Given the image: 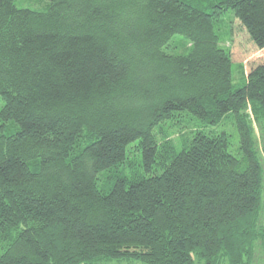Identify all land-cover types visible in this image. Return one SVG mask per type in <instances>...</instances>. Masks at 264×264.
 <instances>
[{
  "label": "trees",
  "instance_id": "16d2710c",
  "mask_svg": "<svg viewBox=\"0 0 264 264\" xmlns=\"http://www.w3.org/2000/svg\"><path fill=\"white\" fill-rule=\"evenodd\" d=\"M46 1L0 0V121L16 127L0 135V264H250L264 236V0ZM177 36L189 54L168 51ZM227 117L239 155L205 130Z\"/></svg>",
  "mask_w": 264,
  "mask_h": 264
},
{
  "label": "rangeland",
  "instance_id": "374dc122",
  "mask_svg": "<svg viewBox=\"0 0 264 264\" xmlns=\"http://www.w3.org/2000/svg\"><path fill=\"white\" fill-rule=\"evenodd\" d=\"M16 5L19 7H23V8H29L31 10H35V11H44L46 6L48 5V1L46 0H16ZM233 19V14H227L225 16L224 19V24L223 26H217V30L219 31V34L221 36V46L224 49H228V47L230 46V41L231 38L228 35V32H224L225 28L224 27H229L231 26V20ZM227 22V23H226ZM224 28V30L222 31V29ZM228 29V30H229ZM184 45V37L183 36H177L175 38V41L173 43V47L171 49H169L168 51L173 54V55H187L189 54L190 50H186L184 48H182L181 46ZM189 46V45H188ZM243 76H242V73ZM244 64L243 63H237L235 62L233 64V84L234 87L237 88L241 85H243L246 81V79L244 78ZM4 101L2 100L1 96H0V110L4 107ZM249 114L251 116V121L254 124L255 130H256V135L259 141V146L260 149L262 148V144L260 142V131L261 128L258 127L256 125V123L254 122L253 119V114L252 111L249 110ZM191 117V116H190ZM1 121H0V135L1 134H5V135H10L13 134L14 132H16V127L13 126L12 123H9V128L6 130V127H1ZM173 126L171 123L167 122L166 124L162 125V128L164 129V131H170V127ZM185 127V126H184ZM264 127V125H263ZM262 127V128H263ZM188 129V128H186ZM205 130H207V132H226L228 133V135H230V141H231V152L234 155H239L241 152V139L239 136V132L237 129V124L236 121L234 120L233 117H227L226 119H224L218 126H208L205 128ZM180 136V134H174L173 138L174 139H178ZM178 144V148L179 150L182 149V145L181 143H177ZM136 145L137 143H132L129 147H128V152H127V162L130 163L133 167L132 169L130 168H124L122 167V171L130 176L132 174V172L134 171H141L140 168V160L142 159L140 152H138L136 150ZM263 160H264V156H263ZM108 174L107 172L104 173ZM258 228H260L259 233L263 234L264 233V192H263V202H262V207L260 210V216H259V222H258ZM2 250L0 249V255L2 254ZM94 264H142L139 262H134V261H103V262H99V263H94ZM250 264H264V236H259L254 243V249H253V254H252V259H251V263Z\"/></svg>",
  "mask_w": 264,
  "mask_h": 264
}]
</instances>
